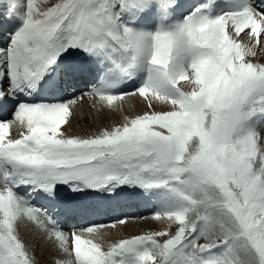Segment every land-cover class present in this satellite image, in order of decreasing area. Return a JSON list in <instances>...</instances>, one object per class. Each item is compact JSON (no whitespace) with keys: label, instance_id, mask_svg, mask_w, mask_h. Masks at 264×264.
Instances as JSON below:
<instances>
[{"label":"snow or ice","instance_id":"1","mask_svg":"<svg viewBox=\"0 0 264 264\" xmlns=\"http://www.w3.org/2000/svg\"><path fill=\"white\" fill-rule=\"evenodd\" d=\"M227 5L0 0V30L22 20L0 41V264H37L21 225L66 255L58 264H264V63L251 59L264 2ZM126 97L149 111L86 137L65 130L85 99L114 112ZM131 197L175 231L105 246V230L148 217L60 218Z\"/></svg>","mask_w":264,"mask_h":264},{"label":"rangeland","instance_id":"2","mask_svg":"<svg viewBox=\"0 0 264 264\" xmlns=\"http://www.w3.org/2000/svg\"><path fill=\"white\" fill-rule=\"evenodd\" d=\"M51 2V0H50ZM262 2V1H259ZM226 6L218 5V9H225ZM6 18V17H5ZM19 22H16V26H22V20L18 19ZM16 21V20H15ZM15 27H8L3 30H0V41H6L10 39L8 35L9 31H15ZM17 27V28H18ZM255 63H264V51L258 50L256 57L251 58ZM184 84V82H181ZM186 90H188L186 88ZM119 107L116 111H108L107 109H101L99 106H94V102L88 99H85L77 107L75 118L72 121L71 127H67L65 130L69 135L76 136H90L94 133H98L104 128H111L117 125H122L126 119L134 118L137 115H142L145 112L149 111V108L146 104L140 106L138 101H129V104L126 111H121L122 103L118 102ZM155 110H168L166 106H154ZM121 203L125 204L126 207H138L139 211L136 208L132 210L129 208L120 209L116 208L114 211L115 214H100L98 216L88 217V216H77V218H71L72 221L63 222L65 229H71L75 227H86L90 222H99L107 223L110 218L115 215H120L121 213L134 214L135 216L148 217V219H137L132 220L126 226H119L116 229L105 230L102 237V241L105 246L118 241L119 239L129 238L133 235L144 234L153 231H175V226H161L160 221L151 219L152 212L154 210V205L148 203V205H143V202L139 203L134 199L123 200ZM38 205V202H37ZM44 208L51 210L52 205H47ZM76 220V221H74ZM153 222V223H152ZM132 223V224H131ZM135 223V224H133ZM162 224V223H161ZM129 225V228L127 226ZM163 227V228H162ZM26 230V233H23ZM21 236L26 243H28L34 250L35 258L37 264H58L60 261L67 259L66 255L58 249L51 241L47 240L42 234L34 230L31 225H21L20 227Z\"/></svg>","mask_w":264,"mask_h":264},{"label":"bare ground","instance_id":"3","mask_svg":"<svg viewBox=\"0 0 264 264\" xmlns=\"http://www.w3.org/2000/svg\"><path fill=\"white\" fill-rule=\"evenodd\" d=\"M263 2H264V0H263ZM17 27L18 26H16V28L15 29H17ZM129 101H138L139 102V105L140 106H142V105H145L146 106V103L143 101V99L142 98H139V97H126L125 99H124V101L122 102V105L123 106H121V111H126L127 110V108H128V106H126V105H128L129 104ZM118 103V102H117ZM157 106H164V105H157ZM166 108H168V106H166ZM13 135H15V136H18L19 135V133H18V131H16V130H13V133H12ZM120 209H126V208H129V209H133V208H136L137 209V211H139V208L138 207H136V206H134V207H132V208H130V207H126L125 206V204H123V203H121L120 204ZM108 215V214H110V213H105L104 215ZM113 214H115V212L113 213ZM161 223H160V225L161 226H169V224H168V222L167 221H160ZM153 223V222H152ZM129 224V223H128ZM132 224V223H131ZM133 224H135V223H133ZM124 226H126V225H124ZM172 226H175V225H172ZM162 227V228H163ZM127 228H129V225L127 226ZM23 233H26V230H24V232Z\"/></svg>","mask_w":264,"mask_h":264}]
</instances>
